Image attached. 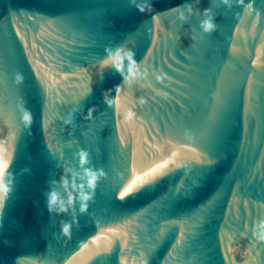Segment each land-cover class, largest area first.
<instances>
[{"label": "water", "instance_id": "95a60500", "mask_svg": "<svg viewBox=\"0 0 264 264\" xmlns=\"http://www.w3.org/2000/svg\"><path fill=\"white\" fill-rule=\"evenodd\" d=\"M0 264H264V0H0Z\"/></svg>", "mask_w": 264, "mask_h": 264}, {"label": "clouds", "instance_id": "9594fccd", "mask_svg": "<svg viewBox=\"0 0 264 264\" xmlns=\"http://www.w3.org/2000/svg\"><path fill=\"white\" fill-rule=\"evenodd\" d=\"M133 3H135V0H133ZM138 10L143 12L144 8L139 7L138 6ZM205 15L208 14V10H205ZM183 18V17H182ZM215 24L213 23V21L211 19L205 20L202 22L201 24V28L202 31L206 34H210L211 32H213L215 30ZM123 52V55L127 58L128 61V75H125L124 71H123V67L122 64L119 62V58L121 57V53ZM106 53L108 58L104 61H101V67H108L111 66L113 67L121 76L123 79V84H129L132 80L135 79L136 76L139 75V73L136 71L138 62L135 60V53L131 50V49H121V48H116L115 50H109L106 49ZM120 87L116 88V91H120ZM105 99L107 101V95L105 96ZM129 115L131 116V113H129ZM98 177L96 175L95 172L91 173L90 175V179L88 181L89 187L90 188H94L96 183H97ZM57 194L54 191H51L48 194L47 197V206H48V211L49 213H53L55 212L56 214H60L61 212L64 211L63 208H57L56 204H57ZM84 200H89L90 197L88 195H85L83 197ZM86 205H82L81 210H85L86 209ZM62 232L67 233L69 231V228L67 225H62Z\"/></svg>", "mask_w": 264, "mask_h": 264}]
</instances>
